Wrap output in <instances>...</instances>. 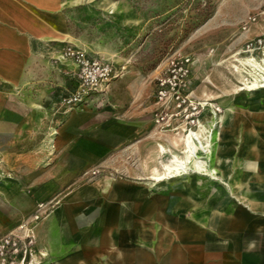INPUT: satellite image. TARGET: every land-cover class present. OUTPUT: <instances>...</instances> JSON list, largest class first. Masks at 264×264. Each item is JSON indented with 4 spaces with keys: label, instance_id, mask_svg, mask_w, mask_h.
<instances>
[{
    "label": "crops",
    "instance_id": "1",
    "mask_svg": "<svg viewBox=\"0 0 264 264\" xmlns=\"http://www.w3.org/2000/svg\"><path fill=\"white\" fill-rule=\"evenodd\" d=\"M77 2L0 0L2 134L27 123L43 98L59 101L57 81L76 86L75 65L59 57L74 44L67 18ZM252 91L225 121L215 117L207 174L162 180L154 169L176 143L150 125L125 112L79 132L71 111L62 112L56 162L80 179L34 219V264H264V89Z\"/></svg>",
    "mask_w": 264,
    "mask_h": 264
},
{
    "label": "rangeland",
    "instance_id": "2",
    "mask_svg": "<svg viewBox=\"0 0 264 264\" xmlns=\"http://www.w3.org/2000/svg\"><path fill=\"white\" fill-rule=\"evenodd\" d=\"M76 1L67 18L71 42L94 58L111 63L121 74L70 109L61 100L73 90L74 80H59L54 90L59 101H55V96L43 98L36 112L24 115L30 119L23 126L9 135L0 129V264H34V219L44 215L57 196L80 179L78 173L69 172L56 162V142L66 119L62 112L71 111L79 132L96 124H110L123 113H131L132 119L150 125L155 136L176 143L165 164L174 155L183 159L182 136L201 124L211 136L202 143L209 144L210 153L198 151L197 156L212 166L216 127L221 125L213 124L215 117L223 116L225 121L227 108L240 105L243 93L248 91H238L236 59L248 56L244 50L249 42L264 40V0ZM261 50L254 51L253 56L261 58ZM59 59L69 62L62 55ZM175 59L188 61L184 93L197 107V113L187 118L182 112L170 121L169 129L162 130L154 122L158 107L154 95L157 79ZM1 106L0 94V109ZM203 133L206 132L202 129L201 138ZM15 152L27 156L18 158ZM35 155L41 160L34 162ZM164 163L154 173L162 170L163 174ZM95 173V169H90L84 179L91 180ZM35 180L40 183L34 184Z\"/></svg>",
    "mask_w": 264,
    "mask_h": 264
},
{
    "label": "built area",
    "instance_id": "3",
    "mask_svg": "<svg viewBox=\"0 0 264 264\" xmlns=\"http://www.w3.org/2000/svg\"><path fill=\"white\" fill-rule=\"evenodd\" d=\"M254 20L255 18L251 21ZM263 44V39L249 42L245 47L244 54L254 57V51L263 49ZM262 52L261 50V58ZM61 55L76 67V86L61 100L68 109L94 96L121 74L111 63L98 60L72 44H66L62 48ZM261 58L255 59L260 61ZM187 63V60H171L165 73L157 79L154 98L158 107L154 113V122L162 130L169 129L170 121L180 117L182 112L187 115V118H192L197 113L194 112L197 107L184 93L189 73ZM168 110L173 112H168ZM191 124H194V120H191Z\"/></svg>",
    "mask_w": 264,
    "mask_h": 264
},
{
    "label": "bare ground",
    "instance_id": "4",
    "mask_svg": "<svg viewBox=\"0 0 264 264\" xmlns=\"http://www.w3.org/2000/svg\"><path fill=\"white\" fill-rule=\"evenodd\" d=\"M239 53L243 52L241 51ZM236 61L239 66L235 65L234 68L241 77L238 91L245 90V88L248 91L264 88V52H262V58L260 61H257V59L252 56H244V58L239 57ZM197 127L196 130L185 131L186 133L182 136V141L185 139L183 159H179L174 155L170 162L163 166L164 173L156 174L153 179L162 180L164 178L174 177L185 173L188 170L203 174L209 172L206 162L201 161L197 156L198 151L205 154L210 152L209 144H202L203 142H207L208 138L210 139V134L208 133L209 130H206L201 124ZM202 129L206 132L203 133L204 138H201L199 134Z\"/></svg>",
    "mask_w": 264,
    "mask_h": 264
},
{
    "label": "trees",
    "instance_id": "5",
    "mask_svg": "<svg viewBox=\"0 0 264 264\" xmlns=\"http://www.w3.org/2000/svg\"><path fill=\"white\" fill-rule=\"evenodd\" d=\"M208 16H209V15L207 14L206 17L204 18V20H205ZM204 20H202V22H203ZM202 22H201V23H202Z\"/></svg>",
    "mask_w": 264,
    "mask_h": 264
}]
</instances>
